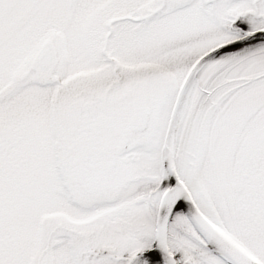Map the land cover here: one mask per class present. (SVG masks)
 <instances>
[{"label":"snow or ice","instance_id":"snow-or-ice-1","mask_svg":"<svg viewBox=\"0 0 264 264\" xmlns=\"http://www.w3.org/2000/svg\"><path fill=\"white\" fill-rule=\"evenodd\" d=\"M0 264H264V0H0Z\"/></svg>","mask_w":264,"mask_h":264}]
</instances>
